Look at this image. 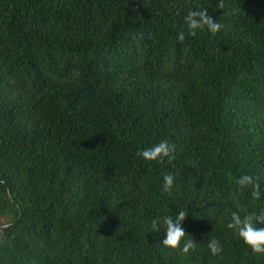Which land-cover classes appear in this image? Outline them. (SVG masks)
Returning a JSON list of instances; mask_svg holds the SVG:
<instances>
[{
    "label": "trees",
    "instance_id": "trees-1",
    "mask_svg": "<svg viewBox=\"0 0 264 264\" xmlns=\"http://www.w3.org/2000/svg\"><path fill=\"white\" fill-rule=\"evenodd\" d=\"M217 3L0 0V264H264L227 227L264 208V0ZM180 209L188 254L151 228Z\"/></svg>",
    "mask_w": 264,
    "mask_h": 264
},
{
    "label": "clouds",
    "instance_id": "clouds-1",
    "mask_svg": "<svg viewBox=\"0 0 264 264\" xmlns=\"http://www.w3.org/2000/svg\"><path fill=\"white\" fill-rule=\"evenodd\" d=\"M216 7L224 9V0H218ZM183 19L188 28L187 34L193 37L196 35L197 29L203 30L207 28L208 31L215 34L223 27L222 24L216 22L208 14L206 7L200 10L189 9ZM177 40L180 43L184 42L185 32L183 30L177 33ZM175 152L176 145L163 140L151 147L138 150L136 155L145 160L163 161L167 158L171 162L175 159ZM174 180L175 176L172 173L164 174L163 190L171 192ZM258 181L259 177L243 174L237 179L236 183L241 190L250 188L251 197L259 200L261 197V185ZM187 214L188 211L180 209L179 213L175 216L166 214L162 217H155L151 221L153 231L159 232L161 227L164 228L162 245L171 249H179L182 254L194 251L197 246V241L192 236L190 239L184 241L181 246V241L186 236V232L180 222L186 218ZM257 225H264V208L261 209L259 214L253 212L243 217L234 211L231 213L230 221L227 223V227L236 231L238 236L251 249L252 253L264 254V226L258 227ZM207 247L212 256H218L223 251L222 245L217 238L209 239Z\"/></svg>",
    "mask_w": 264,
    "mask_h": 264
},
{
    "label": "rangeland",
    "instance_id": "rangeland-1",
    "mask_svg": "<svg viewBox=\"0 0 264 264\" xmlns=\"http://www.w3.org/2000/svg\"><path fill=\"white\" fill-rule=\"evenodd\" d=\"M8 219H9V217L6 216V217H4V218L2 219V221L5 222V221H7Z\"/></svg>",
    "mask_w": 264,
    "mask_h": 264
}]
</instances>
